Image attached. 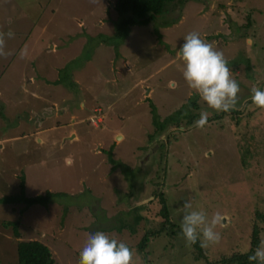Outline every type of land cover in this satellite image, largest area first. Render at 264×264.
I'll return each instance as SVG.
<instances>
[{
  "label": "rangeland",
  "instance_id": "1",
  "mask_svg": "<svg viewBox=\"0 0 264 264\" xmlns=\"http://www.w3.org/2000/svg\"><path fill=\"white\" fill-rule=\"evenodd\" d=\"M113 3L0 0V32L28 33L6 40L10 55L0 57V197L19 195L21 181L26 196L54 194L45 205L0 203V221H18L20 239L44 243L55 264H78L96 231L127 243L135 264H222V254L250 248L253 215L264 212V108L250 95L253 85L264 89V17L242 35L246 19L232 13L236 3L264 13V0H174L124 38ZM192 31L223 51L240 86L226 114L182 76L176 53ZM201 111L203 128L186 123ZM185 200L225 216L219 243L187 245ZM162 203L174 233L158 231L139 250ZM0 264H16L12 228L1 225Z\"/></svg>",
  "mask_w": 264,
  "mask_h": 264
},
{
  "label": "clouds",
  "instance_id": "2",
  "mask_svg": "<svg viewBox=\"0 0 264 264\" xmlns=\"http://www.w3.org/2000/svg\"><path fill=\"white\" fill-rule=\"evenodd\" d=\"M13 35L11 31L0 32V57L10 55L5 50L6 36L11 38ZM183 41L176 55L182 63L180 70L188 87L217 113L235 109L240 86L232 76L223 51L203 39L196 31L187 33ZM250 95L254 105L264 108V89L253 85ZM207 120L208 113L201 111L199 119L193 124L203 128ZM182 212L180 229L187 245L195 244L198 239L202 247L219 243L221 233L216 229L222 226L225 219L221 212L216 211L209 216L203 208H193L190 200L183 202ZM78 251V264H135L134 252L129 245L103 231L89 233ZM248 260L264 264V237L248 256Z\"/></svg>",
  "mask_w": 264,
  "mask_h": 264
},
{
  "label": "trees",
  "instance_id": "3",
  "mask_svg": "<svg viewBox=\"0 0 264 264\" xmlns=\"http://www.w3.org/2000/svg\"><path fill=\"white\" fill-rule=\"evenodd\" d=\"M174 0H114L113 9L117 12L118 21L115 26L116 34L118 38H124L127 33L128 26L133 23H147L148 21L154 20L156 16L160 15L164 9V6L167 2H172ZM132 16H128L129 14ZM181 111L177 110L175 115L172 116L170 122L174 120L173 123H178V120L181 119ZM196 114L193 113L189 119L186 120L188 125H193L195 121L194 118ZM168 121V120H167ZM168 122V123H170ZM155 123V120H154ZM167 123V124H168ZM159 132L163 130V126H157ZM151 138L152 136L149 135ZM111 162L113 159L109 156ZM243 161H246L243 159ZM20 194L16 196H4L0 197V203H8L14 209L15 205L18 203H23L25 206H30L33 204L45 205L48 203L49 199L54 195L50 191H47L45 194L35 195V196H26L24 193L23 181L20 182ZM159 196H162V192H158ZM163 198V197H162ZM165 202L164 199H162ZM166 203V202H165ZM159 215L162 217V221L159 222V227L151 230L150 228L142 234L141 239L138 242V249H144L148 244L147 242L152 235H156L157 232H163L168 230L172 232L175 224L169 219V212L166 209L165 205L162 203L160 210L158 211ZM256 223L251 226L252 235L250 241V248L245 252H232L230 254H222L220 260L222 264H255V262H250L248 256L256 249L257 243H259L258 238V225L259 223H264V212L263 216H258V213L253 215ZM0 225L7 228H12L13 238L15 239L16 246V264H55L54 259L51 256V252L48 246L42 243L39 240H21V235L18 230V221L11 220H1ZM197 250L201 251V244L199 239L195 244H193ZM200 248V249H198Z\"/></svg>",
  "mask_w": 264,
  "mask_h": 264
},
{
  "label": "flooded vegetation",
  "instance_id": "4",
  "mask_svg": "<svg viewBox=\"0 0 264 264\" xmlns=\"http://www.w3.org/2000/svg\"><path fill=\"white\" fill-rule=\"evenodd\" d=\"M219 1H221V2H223V3H225V4H227V5H229V1L230 0H226V1H222V0H219ZM231 1H233V0H231ZM238 1V0H237ZM241 3V2H240ZM249 3H250V0H249ZM173 5V4H172ZM231 5V4H230ZM240 6H242V9H243V13L242 14H240L241 13V11H240ZM224 8V7H223ZM236 8V9H235ZM235 8H234V11H232V13L234 12V13H236V14H238V16H242L241 18H244V19H246V22L243 24V29H242V35H243V33H245L246 32V30H248L249 28H250V30H251V32H252V29H251V27H256V21H255V18L256 17H258V16H260L261 18H263L264 17V13L263 12H261V11H259V10H256L255 8H250V9H248V10H246L245 9V6L244 5H241V4H238V3H236V5H235ZM254 10V11H253ZM235 15V14H234ZM237 16V15H236ZM252 36H254L253 34H252ZM252 38H254V37H252ZM258 50V49H257ZM256 54L257 55H259V56H263L262 55V48L259 50V51H257L256 52ZM246 62L248 63V61L246 60ZM262 85H259V88L261 87ZM221 113H223V112H221ZM231 113V112H230ZM224 114H226L225 112H224ZM229 114V113H228ZM217 116L218 115H221V114H216Z\"/></svg>",
  "mask_w": 264,
  "mask_h": 264
},
{
  "label": "crops",
  "instance_id": "5",
  "mask_svg": "<svg viewBox=\"0 0 264 264\" xmlns=\"http://www.w3.org/2000/svg\"><path fill=\"white\" fill-rule=\"evenodd\" d=\"M41 31H44L43 29H41ZM18 34V38H12V39H6V40H14L15 39V41H18V39H19V37H20V34H24V36H25V38H27V35H28V33H27V31H26V28L24 29V32H18L17 33ZM25 38L23 37L22 38V40H25ZM21 40V41H22ZM52 40V39H51ZM50 40V41H51ZM9 42V44H10V42L11 41H6V44ZM52 45H55V43H50V45H49V48H50V50H52V51H54L55 49H51V46ZM17 48H18V46H17ZM12 49V47H9L7 50H11ZM5 50H6V47H5ZM14 51H16L12 56H11V59L12 58H14V56H15V54L17 53V50H14ZM47 83H50V81H47ZM70 120L72 121V122H75V119L73 118V116H71L70 117ZM145 201V200H144ZM161 208V207H160ZM159 208V209H160Z\"/></svg>",
  "mask_w": 264,
  "mask_h": 264
},
{
  "label": "water",
  "instance_id": "6",
  "mask_svg": "<svg viewBox=\"0 0 264 264\" xmlns=\"http://www.w3.org/2000/svg\"><path fill=\"white\" fill-rule=\"evenodd\" d=\"M128 16H132V14L130 13Z\"/></svg>",
  "mask_w": 264,
  "mask_h": 264
}]
</instances>
